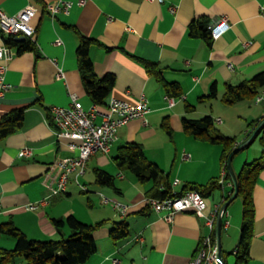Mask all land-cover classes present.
<instances>
[{
	"label": "crops",
	"instance_id": "obj_1",
	"mask_svg": "<svg viewBox=\"0 0 264 264\" xmlns=\"http://www.w3.org/2000/svg\"><path fill=\"white\" fill-rule=\"evenodd\" d=\"M79 1L0 0V8L8 14H16L28 5L38 9L32 21L36 28L35 51L20 54L17 47H11L12 59L0 60V65L7 67L5 82L10 86L0 97V120L13 110L25 109L22 128L0 141V227L13 222L30 239L62 240L70 237L72 231L68 226L57 227L53 220H65L72 215L88 225L102 223L94 233L97 252L86 264H112L113 259H118L119 264H190L216 224L211 229L193 212L178 213L168 222L147 209L146 199L151 198L153 184L141 185L134 175L129 177L120 170L114 158L127 143L140 144L146 157L164 175H170L171 190L178 193L188 183L205 185L212 179L220 180L225 168L221 163V147L186 134L183 119L211 116L217 126L224 127L226 136L236 137L237 143L246 139L251 131L249 126L239 124L234 128L230 126L233 120H225L226 113L240 103L227 106L221 98L227 83L240 85L264 71V0H164L163 3L85 0L84 5ZM59 2L71 3L70 12L52 18L46 7ZM171 8L176 12L172 13ZM224 17L231 27L211 47L190 36L193 21L216 22ZM77 31L104 46H93L90 54L100 78L107 74L116 78L108 99L137 103L145 97L150 112L145 119L133 120L122 127L108 153L91 156L80 179L87 192L72 176L67 191L56 194L61 174L59 164L77 156L78 151L71 147L69 139L56 137L50 109L69 106L73 96L86 109L93 104L78 70ZM6 38L0 30V47L7 45ZM57 40L62 44H56ZM139 59L158 64L164 78L180 86L182 97L176 98L173 107L167 103L170 96L148 75ZM58 68L64 70L66 81L56 79ZM213 84L217 86V97L201 101L210 94ZM263 103H256L261 107L256 116L254 110L249 114L252 122L264 117ZM166 119L171 135L163 127ZM241 119L237 117L234 121L242 123ZM24 149L31 150L32 156L21 158L19 153ZM113 149L117 152L115 156ZM184 154L191 158L183 160ZM251 161H254L252 145L234 157V170L238 174ZM95 169L115 176L116 187L96 184ZM176 180L179 184L174 185ZM220 186L207 197L208 215L217 214L230 195L232 184L225 179ZM100 194L130 205V211L122 216L112 205H103ZM81 195L88 196V206L83 204ZM44 199L47 204L28 210L30 204ZM253 204V237L247 264H264V169L253 189ZM229 217L230 214L224 218L229 226L224 225L222 230V247L226 253H235ZM124 221L129 225L130 236L114 242L110 231ZM14 247L15 240L0 231V249ZM227 264H235L233 254Z\"/></svg>",
	"mask_w": 264,
	"mask_h": 264
},
{
	"label": "trees",
	"instance_id": "obj_2",
	"mask_svg": "<svg viewBox=\"0 0 264 264\" xmlns=\"http://www.w3.org/2000/svg\"><path fill=\"white\" fill-rule=\"evenodd\" d=\"M209 24L210 21L206 19L193 21L189 26V32L190 36L204 40L211 47L214 40L208 29ZM77 33L79 36V46L77 48L78 70L86 95L92 103L98 105L100 108H104L114 89L116 78L112 74H107L102 78L97 75L90 51L93 46H104L93 38L83 36L78 31ZM5 40L9 47H17L20 54L26 51H35L34 43L29 39L23 42H17L15 38L7 36ZM139 60L145 66L148 75L153 77L163 87L168 96L174 98L182 97L180 86L175 82H168L163 76V69L158 64L143 59ZM263 89L264 71L244 81L240 85L235 86L227 83L221 101L227 106H234L245 101H255ZM215 97H217V86L213 84L210 94L201 98V101ZM24 113L25 109L20 108L2 116L0 120V141L13 135L22 128ZM259 121L256 120L250 123L249 128L251 131L246 138L250 136ZM163 127L169 135L172 134L167 119L164 120ZM183 127L184 132L195 140L221 147V163L226 168V181L232 184L227 168V161L230 153L237 145V138L222 134L219 131L215 119L211 116H205L198 120L184 118ZM257 139H259L262 147L261 157L250 163H245L241 171L237 174L239 183L238 198L244 200L242 233L239 246L235 253H226L223 251L224 264H227V259L232 254L235 257V264H247L249 259V246L253 237L254 223L253 189L260 172L264 169V127L252 144ZM114 162L120 170L128 171L134 175L141 185L153 183L151 198L164 199L173 197L170 175H164L160 167L146 157L145 151L140 144L133 142L120 147L118 155L114 158ZM94 175L96 184L109 188L116 187L115 176L105 170L95 169ZM162 187H167V190L163 191ZM220 187L219 180L217 179H212L205 185L188 183L178 195L181 196L190 191H198L207 198L212 196ZM233 191L234 187L232 184L227 200L231 197ZM146 208L150 209L148 205ZM53 222L57 227L68 226L72 231V235L62 240H33L19 230L13 222L1 226V233L13 238L15 240V247L12 250L0 249V264H17V259L20 258L24 260L25 264H86L96 254L97 244L94 233L101 227L102 223L88 225L72 215L65 220L59 219L53 220ZM224 225L225 220L223 219V228ZM129 236V225L125 221L117 223L110 231V237L114 242L125 240ZM211 237L213 246H216L215 229Z\"/></svg>",
	"mask_w": 264,
	"mask_h": 264
},
{
	"label": "built area",
	"instance_id": "obj_3",
	"mask_svg": "<svg viewBox=\"0 0 264 264\" xmlns=\"http://www.w3.org/2000/svg\"><path fill=\"white\" fill-rule=\"evenodd\" d=\"M151 2L158 1L163 3L164 0H148ZM85 0H80L79 4L84 5ZM72 4L69 2H59L49 4L46 8L52 18L60 13L69 14ZM171 12L175 13L176 9L171 8ZM38 13V9L33 5H28L16 14H8L0 8V30L4 35L16 38L24 36L33 43H36V28L32 25V21ZM264 14V7H263ZM228 18L224 17L216 22H210L208 29L213 40L219 39L224 33L230 29ZM60 45V40L56 41ZM249 44V43H248ZM252 42H250V45ZM12 48L8 45L0 47V60L10 61L12 59ZM6 65H0V97L10 89L5 82ZM56 79L66 81V75L63 69L58 68ZM177 99L167 97L169 107L176 104ZM264 101V89L256 98V103L260 104ZM54 124V133L58 139L65 138L72 141L71 147L77 149L78 154L74 158L67 159L59 164L61 174L58 180L56 194H62L67 191L68 184L73 176L82 191L87 192L88 188L81 183V178L86 173L88 160L95 153H108L111 146L118 138L119 130L133 120L145 119L150 112L148 100L142 97L137 103H131L127 100L112 97L108 99L107 105L100 108L96 104H92L89 108H85L76 96H73L72 103L69 106H53L50 109ZM100 122H97L98 118ZM220 121V120H219ZM32 151L24 149L20 151L21 158L32 156ZM191 155L184 154L183 160H189ZM227 176L226 168L223 170L222 177L219 180L221 185L225 184ZM179 184V180L174 185ZM179 193L173 191V197L147 198V205L151 210L159 214L163 219L171 222L178 213L193 212L199 218L206 221V224L214 229L217 221V214H207L208 200L198 191H190L179 196ZM103 205H113V207L125 216L131 209V206L123 202L108 198L104 194H100ZM227 200H225L226 202ZM224 202V203H225ZM48 203L47 199L40 202L30 204L28 210H37L40 206ZM223 206V205H222ZM221 206V208H222ZM220 208V209H221ZM2 205L0 204V214ZM229 216L228 209L223 213V219ZM225 225L229 226V222L225 221ZM217 256L216 246L212 244V237L209 235L204 238L202 244L192 259L190 264H215ZM112 264H119L118 259H113Z\"/></svg>",
	"mask_w": 264,
	"mask_h": 264
},
{
	"label": "rangeland",
	"instance_id": "obj_4",
	"mask_svg": "<svg viewBox=\"0 0 264 264\" xmlns=\"http://www.w3.org/2000/svg\"><path fill=\"white\" fill-rule=\"evenodd\" d=\"M254 103V104H253ZM260 105V104H258ZM262 108L264 107V103L261 105ZM250 107H252V110L249 111ZM231 108V107H229ZM234 109H230V111H228L226 113V118L225 120H228V118L230 120H233L230 122V126L234 127V128H238V125L239 124H243L245 127H248L250 125V123L252 122V118H249V114L254 110V116H256V112L258 109H260L261 107L259 106V108L257 107V104H256V99L254 102L252 101H245L243 103H240L239 105H237L236 107H233ZM237 117H241V122H236L234 121ZM249 119V120H248ZM239 120V119H238ZM99 122V121H97ZM218 128H219V131L226 135L225 134V129L224 127L221 125V124H218ZM228 136V135H227ZM252 147L254 149V160H257L261 157L262 155V147H261V144L259 142V139H257L253 144H252ZM116 150L113 149V155H117L116 154ZM114 155V156H115ZM252 162V161H251ZM124 173H127L129 175V177H132L133 175L128 172V171H124ZM89 175H92V171H89ZM153 184V183H151ZM82 196V200H83V204H86L87 205V195H81ZM113 206V205H112ZM99 208V207H98ZM228 212L230 214V217H229V221L231 222L232 224V229L230 231V235L232 237V242L233 244H235L234 246V249H236L238 246H239V243H240V239H241V233H242V225H243V217H244V200L242 198H238L237 200H235L234 202L231 203V205L229 206L228 208ZM69 236L66 237V239L68 238ZM17 264H25L24 263V260L22 258L20 259H17Z\"/></svg>",
	"mask_w": 264,
	"mask_h": 264
},
{
	"label": "water",
	"instance_id": "obj_5",
	"mask_svg": "<svg viewBox=\"0 0 264 264\" xmlns=\"http://www.w3.org/2000/svg\"><path fill=\"white\" fill-rule=\"evenodd\" d=\"M17 42H23L26 40V37L24 36H17L15 38ZM264 127V117L258 122L257 126L254 128L252 133L248 138L243 140L240 143H237L236 147L234 150L230 153L227 161V168L229 171V175L231 177V181L234 187V191L231 195V197L223 204L222 208L220 209L216 221V227H215V232H216V250H217V256L215 259V264H224V258H223V247H222V230H223V213L228 209V207L231 205L232 202H234L238 196H239V183H238V177L237 173L234 170L233 167V160L234 157L246 149L248 146L252 144V142L260 135L262 129Z\"/></svg>",
	"mask_w": 264,
	"mask_h": 264
}]
</instances>
